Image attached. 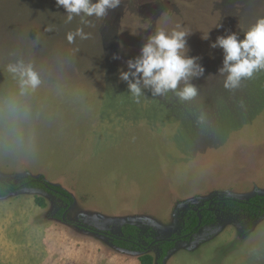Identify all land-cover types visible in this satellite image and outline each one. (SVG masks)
<instances>
[{"label":"rangeland","instance_id":"374dc122","mask_svg":"<svg viewBox=\"0 0 264 264\" xmlns=\"http://www.w3.org/2000/svg\"><path fill=\"white\" fill-rule=\"evenodd\" d=\"M162 13L167 18L159 19ZM262 17L264 0H123L85 27L79 17L67 22L55 0H0V180L42 175L70 192V167L66 173L56 168L53 156L69 148L71 128L91 146L96 137L104 146L137 137L141 160L154 174L150 180L143 168L139 184L128 176L121 193L115 183L111 218H79L71 207L66 220L57 219L66 204L43 190L22 189L0 199V264H141L140 253L118 249L102 232L120 236L123 226L136 225L166 240L181 233L190 209L215 199L264 195V71L227 90L218 74L223 51L209 47L232 32L242 39L241 29ZM145 18L152 28L131 35ZM177 23L191 31L188 55L199 57L205 69L191 81L198 96L180 103L173 93L153 96L146 89L137 101L120 71L157 27L171 31ZM78 27L89 38L69 44L67 33ZM207 32L210 39L202 40ZM17 61L31 64L41 79L24 96L6 70ZM123 163L108 160L104 168L123 178L133 171L130 158ZM215 206L217 224L178 242L166 264H264V218L249 229L245 217ZM149 254L158 259L159 246Z\"/></svg>","mask_w":264,"mask_h":264},{"label":"clouds","instance_id":"9594fccd","mask_svg":"<svg viewBox=\"0 0 264 264\" xmlns=\"http://www.w3.org/2000/svg\"><path fill=\"white\" fill-rule=\"evenodd\" d=\"M55 3L64 9L67 22L79 17L82 25L91 27L93 19H105L109 11L121 6L123 0H55ZM167 16V13H162L159 19ZM151 28V19L145 18L137 31L130 34L136 36L140 31ZM241 31L242 39L239 32H232L218 36L209 45L212 49L220 48L223 51L222 67L218 69V74L224 77L223 87L230 91L239 88L243 79H250L255 73L264 71V17ZM191 34L189 29L177 23L171 31L157 27L146 37L140 55L128 60L127 70H121L119 76L120 80L127 82L128 91L134 99L138 101L146 89L153 96L173 93L180 103L192 101L198 96L199 90L191 81L202 77L205 69L198 63L199 57L188 55L187 38ZM77 37L86 40L89 33L85 32L84 27H78L66 35L69 44ZM201 39L209 40L210 33H203ZM113 59L119 57L114 56ZM6 70L17 80L21 96L35 91L41 84L39 73L31 64L17 61L7 65Z\"/></svg>","mask_w":264,"mask_h":264},{"label":"crops","instance_id":"0c3cea01","mask_svg":"<svg viewBox=\"0 0 264 264\" xmlns=\"http://www.w3.org/2000/svg\"><path fill=\"white\" fill-rule=\"evenodd\" d=\"M141 134L140 130L138 136L141 137ZM71 137L72 143L70 142L69 148L68 146H65L64 148L60 147V151H55L56 155L53 157L56 161L54 164L56 168H62L66 173L68 172L66 170L70 167L69 171L71 172L73 182L70 186L71 191L69 193L74 198V204L72 206L74 207V210L72 213L75 210L76 212H79V218L83 216L89 217V215H87L88 213H96L98 217L102 218L113 217L112 214H114L115 211L113 204L115 201L109 194V191L114 190L115 183V190L118 193H121L122 187L123 190H125V187L128 184V176H131V178L139 184L143 168L144 176L150 180L153 179L154 174L152 169L144 165L141 160V144L137 142V137H135V141L133 140L134 142L129 141L128 144L124 139H120L121 141L118 140L120 146L117 147L111 146H116L119 142L116 144H113L112 142L111 144L104 146L101 143L104 139L97 137L92 139L93 146H91V140H89L88 137L86 140L79 137L77 128L74 130L71 128ZM68 152L70 153V156H67L68 154H62ZM129 158L130 165L129 167L127 165V167L133 169V171L126 172L123 175V178L115 175L110 168H108L109 170L104 168V164L105 162L108 163V160H111L112 163H123V161H127ZM64 188L67 189L66 186H64ZM43 211L38 210V212ZM114 216H118V214ZM119 216L127 217V214L122 213L119 214Z\"/></svg>","mask_w":264,"mask_h":264},{"label":"trees","instance_id":"16d2710c","mask_svg":"<svg viewBox=\"0 0 264 264\" xmlns=\"http://www.w3.org/2000/svg\"><path fill=\"white\" fill-rule=\"evenodd\" d=\"M22 189L29 190H43L48 194L54 195L65 202L66 207L61 209L57 214V219H64L74 204L72 195L58 185H53L47 181L45 176L34 177L27 176L24 179H17L13 182H6L0 180V199L6 198L11 194H15ZM213 206L211 202H207L199 209L188 210L182 217L184 225L181 233L175 235L170 239L157 240L146 232H154L153 228L141 227L136 225H125L122 227V235H113L110 232H102L107 235L112 244L118 249L126 250L129 252L140 253L139 261L141 264H166L170 252L176 248L177 243L180 241L188 242L193 236L197 235L204 227H211L217 224L218 218L215 211V203L228 214L243 216L248 220L249 229L253 225L264 218V195H256L248 200L226 198L222 200L215 199ZM36 203L46 208L47 203L44 198L37 197ZM99 232L95 229H89ZM159 246L160 256L155 259L154 256L149 254L151 247Z\"/></svg>","mask_w":264,"mask_h":264},{"label":"water","instance_id":"95a60500","mask_svg":"<svg viewBox=\"0 0 264 264\" xmlns=\"http://www.w3.org/2000/svg\"><path fill=\"white\" fill-rule=\"evenodd\" d=\"M214 202H211L210 205L213 206ZM64 220H66V218L64 217Z\"/></svg>","mask_w":264,"mask_h":264}]
</instances>
